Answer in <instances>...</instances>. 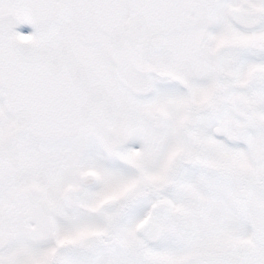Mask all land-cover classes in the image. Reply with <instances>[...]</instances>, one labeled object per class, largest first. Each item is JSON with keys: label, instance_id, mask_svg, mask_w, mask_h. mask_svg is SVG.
<instances>
[{"label": "snow or ice", "instance_id": "snow-or-ice-1", "mask_svg": "<svg viewBox=\"0 0 264 264\" xmlns=\"http://www.w3.org/2000/svg\"><path fill=\"white\" fill-rule=\"evenodd\" d=\"M0 264H264V0H0Z\"/></svg>", "mask_w": 264, "mask_h": 264}, {"label": "rangeland", "instance_id": "rangeland-1", "mask_svg": "<svg viewBox=\"0 0 264 264\" xmlns=\"http://www.w3.org/2000/svg\"><path fill=\"white\" fill-rule=\"evenodd\" d=\"M17 31L28 33V32L32 31V28H31V26H23V27H18L17 26ZM133 146H135V145H133Z\"/></svg>", "mask_w": 264, "mask_h": 264}, {"label": "flooded vegetation", "instance_id": "flooded-vegetation-1", "mask_svg": "<svg viewBox=\"0 0 264 264\" xmlns=\"http://www.w3.org/2000/svg\"><path fill=\"white\" fill-rule=\"evenodd\" d=\"M23 26H30L28 24H21V25H18V27H23Z\"/></svg>", "mask_w": 264, "mask_h": 264}]
</instances>
